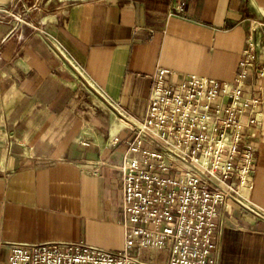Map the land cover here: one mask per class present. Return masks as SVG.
Masks as SVG:
<instances>
[{
	"label": "crops",
	"instance_id": "obj_1",
	"mask_svg": "<svg viewBox=\"0 0 264 264\" xmlns=\"http://www.w3.org/2000/svg\"><path fill=\"white\" fill-rule=\"evenodd\" d=\"M182 1L176 10V0H0V264L14 242L123 247L118 165L153 75L234 81L252 28L264 25V0ZM29 4L30 24L3 10ZM259 44L244 85L261 99L244 191L256 211L219 205L218 264H264L263 36Z\"/></svg>",
	"mask_w": 264,
	"mask_h": 264
},
{
	"label": "built area",
	"instance_id": "obj_2",
	"mask_svg": "<svg viewBox=\"0 0 264 264\" xmlns=\"http://www.w3.org/2000/svg\"><path fill=\"white\" fill-rule=\"evenodd\" d=\"M176 2L182 10L185 2ZM3 10L30 24V9ZM260 26L248 36L234 81L191 73L172 82L165 67L153 75L146 110L130 121L132 136L118 165L125 231L120 250L83 241L14 242L8 264H218L212 251L219 205L235 200L256 211L244 191L253 186L251 130L261 123V99L247 95L244 85L257 68ZM258 74L264 76L263 67ZM143 249L165 252L164 262L153 252L142 257Z\"/></svg>",
	"mask_w": 264,
	"mask_h": 264
},
{
	"label": "rangeland",
	"instance_id": "obj_3",
	"mask_svg": "<svg viewBox=\"0 0 264 264\" xmlns=\"http://www.w3.org/2000/svg\"><path fill=\"white\" fill-rule=\"evenodd\" d=\"M30 6H31V4H29V5H25V8L22 7V9H21V13L24 12L25 9H26V11H27L28 9H31ZM151 252L154 253L153 258H154L155 261H160L161 263L164 262V258H163V256H164V253H165V252H162V253L159 255V253H158L157 251L153 250V249H151V250L143 249V250H141V256H142V257H146V256L148 257L149 253H151Z\"/></svg>",
	"mask_w": 264,
	"mask_h": 264
}]
</instances>
